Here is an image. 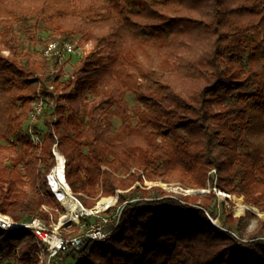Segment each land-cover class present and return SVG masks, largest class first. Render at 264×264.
<instances>
[{
	"label": "trees",
	"instance_id": "obj_1",
	"mask_svg": "<svg viewBox=\"0 0 264 264\" xmlns=\"http://www.w3.org/2000/svg\"><path fill=\"white\" fill-rule=\"evenodd\" d=\"M40 27L62 41L80 35L93 44L67 79L60 57H38L26 46L40 39ZM173 40L181 48L201 46L186 60L182 88L178 77L162 71L132 82L136 47ZM129 90L141 104L137 126ZM90 95L99 102L91 105ZM36 98L44 101L36 120L43 117L45 131L24 127ZM107 116L123 122L116 142L106 137ZM254 128L264 132V0H0V147L2 140L11 142L8 153L0 152V213L16 221L50 214L43 204L59 202L46 180L56 144L66 158L67 180L87 194L88 208L100 191L112 196L145 177L192 187L209 180L264 211V147L250 141ZM19 145L25 148L16 154ZM137 193L140 199L127 198ZM215 197L199 203L158 185L133 186L107 210L121 207L111 234L65 259L264 264V219L241 245L234 227L244 217L215 224ZM42 247L29 229L0 228V264H38Z\"/></svg>",
	"mask_w": 264,
	"mask_h": 264
},
{
	"label": "rangeland",
	"instance_id": "obj_2",
	"mask_svg": "<svg viewBox=\"0 0 264 264\" xmlns=\"http://www.w3.org/2000/svg\"><path fill=\"white\" fill-rule=\"evenodd\" d=\"M40 25H43V22H40ZM38 33L40 35V39L35 43L32 44L30 42L26 43V46L33 49L36 53V55H41L44 54V48L46 44L48 43L50 39H58L61 40L60 38H55L54 35H52L51 30H46L42 27L38 30ZM23 35L22 33H20ZM24 40V38L22 37ZM80 35H75V37L70 38L69 42H72L76 48L74 49V53H67L64 55V57L60 60V64L64 66L65 69V75L64 79H67L70 75H72L73 70L75 66L78 64V62L83 58L85 52H88L90 50H93L94 46L91 42H81L80 41ZM193 41V40H190ZM177 41L174 40L171 41V43H167L164 47H160L157 44H143L139 45L136 47V51L138 53V60L130 66V70L133 73V76L131 78V81L137 79L140 82L146 81V72L150 71H162L169 73L171 75V78L174 79V75L178 77V82L177 86L179 88H182L183 82H184V75L186 72L187 68V62L186 60L190 57L193 56V54L201 47H199L197 44H191L190 47H185L181 48L179 44L176 43ZM39 92V89L38 91ZM89 94V93H87ZM92 100V104H97L99 102V99H95L94 96L90 95L89 96ZM126 99L129 102L130 106V112L133 117V125L137 126V121L138 117L135 114V109L141 105L139 101L136 99V95L134 91L129 90L126 94ZM39 99L36 98V100L33 101V106L34 104L38 101ZM49 105L47 112H52L53 111V106L52 104L54 101L48 100ZM64 105V111L68 107V103L66 101L62 102ZM49 114V113H48ZM102 122L104 126L107 129V139L111 142H116L117 138L120 137V135L123 133V122L119 117H112V116H107L106 118L102 119ZM24 127L33 130V127H37L39 130L45 131L46 130V125L44 123L43 117L38 118V120L35 121L33 114L30 115V119L27 120L24 124ZM123 135V134H122ZM121 135V137H122ZM249 139L251 142L260 145L261 147H264V132L259 129V128H254L253 130L250 131L249 133ZM33 138L36 142H39L40 136L34 134ZM14 137H12V140ZM11 142H8L6 140L1 141V147H0V152L2 154H6L9 152V150L6 149L7 146L11 145ZM13 143V142H12ZM58 146V145H57ZM25 146L24 145H19L15 146V152L16 154L21 153L22 150H24ZM53 152V150H52ZM54 155V153H53ZM54 165L56 163V158L54 155ZM45 162L41 163L43 172L45 169ZM53 165V166H54ZM52 166V167H53ZM105 168V166H103ZM51 170V169H50ZM214 170V169H213ZM216 170V169H215ZM49 173V172H48ZM47 173V174H48ZM46 174V175H47ZM211 181L207 180L206 186H201V187H192L187 185V183H182L181 181L174 179L171 181H164L161 179L157 180H149L145 179V177H142V180H138L135 185L133 186H140L141 188H151L154 185L161 186L168 194H186L185 192H181L180 189H193V188H207L211 189V192L207 193H192V196H195L196 201L199 203H202L203 198L207 195H212L213 192L217 194V197L212 198V206H211V211L216 213L217 217H213L214 220H219V224H226L227 222L229 223L230 220L237 218V217H244V219L240 222L239 228L234 227L235 230L238 231L239 235L241 236L242 239L245 241H239L241 245L242 243H245L247 240H249L252 237V232L256 229L258 226L259 220L264 219V211L259 210V208L254 205L249 203L244 195H239L234 192H226V197L221 198L220 195L217 193V187L214 185ZM133 186L126 188V189H118L115 193V195L112 196H119L122 193L128 192ZM80 188L81 185H78ZM219 188V187H218ZM220 189V188H219ZM73 194L81 200L82 204L84 205V209L78 210L80 212L79 214V221L76 224H71L70 228H63L65 230H70L72 234L80 233V232H85L89 228L99 224L103 223L105 221V218H110L114 214L117 213L118 210H121V207H116L115 210L111 211L110 213H107V210L111 208V206H115L117 203V200L110 204L108 207L101 209L97 212H88V207L85 206V199L88 197L86 193L82 191L76 192L73 190ZM189 194V193H188ZM30 196L31 198L34 197V193L30 191ZM111 196V195H110ZM99 199L97 200L98 202L104 198V197H109V196H102V191H100L98 195ZM142 197V194L137 193L134 195L128 194L127 198L132 201V200H138ZM223 203V204H222ZM239 203H243L246 205L250 206H255L258 209V212H252L251 210L245 209L244 211H239L238 210V205ZM97 204V202L95 203ZM95 206V205H94ZM43 208H45L47 211L50 212V214L41 216L40 218L43 219L45 223L48 225L56 226L57 222L60 220L61 216L64 214L65 211H67L66 205L59 200L57 205L50 206L48 204H43ZM2 214V213H1ZM5 215V214H4ZM9 216V215H8ZM12 218V217H11ZM13 219V218H12ZM116 220H107L106 227L111 228L113 227L114 223ZM78 228L79 230L75 231V229ZM59 259V260H58ZM50 259V254L48 249L43 245L42 250L39 252V262L38 264H75L76 261L73 258H66L63 257V259ZM51 260V261H50ZM171 264H177V263H171Z\"/></svg>",
	"mask_w": 264,
	"mask_h": 264
},
{
	"label": "built area",
	"instance_id": "obj_3",
	"mask_svg": "<svg viewBox=\"0 0 264 264\" xmlns=\"http://www.w3.org/2000/svg\"><path fill=\"white\" fill-rule=\"evenodd\" d=\"M75 48L76 46H74L72 42H69V40L62 41L58 39H50L44 48V54L47 57H60L62 59L67 53H74ZM38 99L39 100L34 104L32 109V114L35 120L37 119L38 114L43 111L44 101L42 98ZM57 147L58 146L56 144L53 148L56 163L58 162V155L56 152ZM213 172L216 173V170L214 169ZM46 180L50 190L55 194L58 201L61 200L60 196L55 191L54 186L51 182L50 174L46 175ZM120 214L121 210H118L117 213L114 214L112 217L105 218V221L103 223H99L89 228L85 232L72 234L70 230L63 229L67 227L70 228L71 224L68 226L61 227L52 226L45 223L40 217H32L26 220L16 221L8 217V215L0 213V228L9 231L27 228L35 235L36 240L40 244L44 245L46 249H48L50 259H63V257L72 250L79 251L83 249L86 245L93 246L97 241L106 239L111 234L112 229L117 225L120 218ZM108 219L116 220L113 227L111 228L106 227V222ZM235 234L238 236L237 233Z\"/></svg>",
	"mask_w": 264,
	"mask_h": 264
},
{
	"label": "bare ground",
	"instance_id": "obj_4",
	"mask_svg": "<svg viewBox=\"0 0 264 264\" xmlns=\"http://www.w3.org/2000/svg\"><path fill=\"white\" fill-rule=\"evenodd\" d=\"M56 152H57V155H58V162L55 163V165L51 168V170L49 171L48 174H50V179H51V182H52V184L54 186L55 191L58 193V195L60 196L61 201L67 207V211L64 212V214L61 217V219L56 223L57 227H61V226H68L70 224L78 223L79 214H80V212L78 210L84 209V205L82 204L81 200L78 199L73 194L71 185L69 184V182L67 180L66 171H65V156H64V154L61 152L59 147H57ZM194 189H199V188H193V189H183V188H181L180 191L184 190V191H181V192H185L186 194H188V193L192 194V193H196ZM204 189H206L207 191L206 192H201V193L211 192V189H207V188H204ZM221 191L222 192H220V195H221L220 197L221 198L226 197V192H224L223 190H221ZM113 202H115V196L104 197L99 202L97 201V204H95V206H93L91 208H88V212L89 213L97 212L100 209H104V208L108 207ZM245 209L251 210L252 212H255V213L258 212V210H256L255 208H253L250 205L239 203L238 210L242 212ZM8 217H10V216H8ZM36 217H40V216H36ZM211 219H212V221L215 224L221 225V224L218 223L219 220H214V218L212 216H211ZM24 220H26V219H24ZM21 229H27V228H21ZM18 230H20V229H18ZM241 240L245 241L242 238L240 239V241Z\"/></svg>",
	"mask_w": 264,
	"mask_h": 264
},
{
	"label": "water",
	"instance_id": "obj_5",
	"mask_svg": "<svg viewBox=\"0 0 264 264\" xmlns=\"http://www.w3.org/2000/svg\"><path fill=\"white\" fill-rule=\"evenodd\" d=\"M196 193H201V192H206L207 190L204 189V188H199V189H194ZM181 191H184V190H181ZM219 195H220V192H222L218 187H217V190H216ZM221 196V195H220ZM118 199V196H115V200ZM253 208H255L256 210H258L255 206H252Z\"/></svg>",
	"mask_w": 264,
	"mask_h": 264
}]
</instances>
